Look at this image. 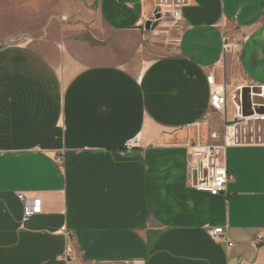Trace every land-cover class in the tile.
<instances>
[{
	"label": "crops",
	"instance_id": "0c3cea01",
	"mask_svg": "<svg viewBox=\"0 0 264 264\" xmlns=\"http://www.w3.org/2000/svg\"><path fill=\"white\" fill-rule=\"evenodd\" d=\"M156 3L0 0V264H264V147L225 151L223 194L192 188L186 147L264 86V0H189L147 30Z\"/></svg>",
	"mask_w": 264,
	"mask_h": 264
},
{
	"label": "built area",
	"instance_id": "2783aa9c",
	"mask_svg": "<svg viewBox=\"0 0 264 264\" xmlns=\"http://www.w3.org/2000/svg\"><path fill=\"white\" fill-rule=\"evenodd\" d=\"M73 3L77 0H68ZM189 4V0H157L155 8L147 18V22L159 23L163 19L171 18L174 22L183 21V11ZM159 15V19L156 16ZM141 81V76L138 78ZM212 86L211 106L215 110L223 111L226 105L224 88L215 84L213 76L208 77ZM259 93L252 95L260 101L251 104V113L244 114L242 105L237 104L236 97L231 99L234 104L235 113L231 121L223 123L221 135L211 134L213 142L198 143L190 141L187 143L189 154V177L192 188L199 192L209 194H223L227 185L233 180L224 163V154L228 148L233 147H264V86L259 87ZM216 142V143H215ZM139 147L138 141L128 142L124 153H129ZM23 205V217L25 220L42 213V202L40 199H28L23 194L18 195ZM211 239L216 243H223L228 247L234 244L228 238L224 228H214L209 232ZM262 236L256 238V244H261ZM64 260L74 262L76 259L72 252V246L67 247L63 257ZM116 264H146L142 260L120 261Z\"/></svg>",
	"mask_w": 264,
	"mask_h": 264
},
{
	"label": "water",
	"instance_id": "95a60500",
	"mask_svg": "<svg viewBox=\"0 0 264 264\" xmlns=\"http://www.w3.org/2000/svg\"><path fill=\"white\" fill-rule=\"evenodd\" d=\"M156 19H159V15L156 16ZM157 25H158L157 22L152 24L151 21H148L146 23L145 27L147 30H150V29L154 30L157 27ZM259 91H260L259 88L255 87V88H243L237 92L236 102H237V104L242 105L244 114H247L245 112V104H246L247 98L251 96V93L257 94V93H259ZM252 98H254V96ZM248 100H249V98H248ZM256 100L257 99H255V102H258Z\"/></svg>",
	"mask_w": 264,
	"mask_h": 264
},
{
	"label": "rangeland",
	"instance_id": "374dc122",
	"mask_svg": "<svg viewBox=\"0 0 264 264\" xmlns=\"http://www.w3.org/2000/svg\"><path fill=\"white\" fill-rule=\"evenodd\" d=\"M66 1H68V0H66ZM233 112H234V108L232 107L231 104H228V106H227V118L228 119L231 118V116L233 115ZM216 120L217 119L212 120L211 122H209L207 128H203L204 127L203 125L202 126H196V127H194L192 133H194L193 136L195 137V139L196 138L198 139V137L200 135V132L201 133L204 132L205 135H208V138H207V141L206 142H209L211 140L210 134L212 133V131H215L216 130V128L218 127V124H219V122H216ZM189 133L190 132L188 131V134ZM201 142H203V141H201Z\"/></svg>",
	"mask_w": 264,
	"mask_h": 264
}]
</instances>
